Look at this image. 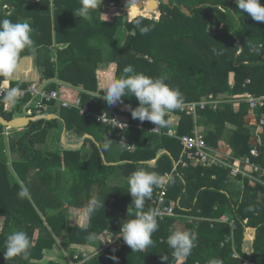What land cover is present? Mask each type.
<instances>
[{
  "label": "trees",
  "instance_id": "trees-1",
  "mask_svg": "<svg viewBox=\"0 0 264 264\" xmlns=\"http://www.w3.org/2000/svg\"><path fill=\"white\" fill-rule=\"evenodd\" d=\"M109 1L119 6L123 0ZM50 3V0H39V3L32 4V0H25V17L32 20L35 47L48 49L52 45L53 30L58 44L68 42L65 49L57 52V63L60 68L57 76L63 82L75 86L74 80L77 79L85 84L81 74L86 75L88 72H95L100 66L107 68L109 64H115L116 77L122 75L123 69L128 65L133 67L134 72L150 77L166 74L169 77L166 83L180 90L184 103L200 101L210 94L215 97L225 95L228 98H234L246 92L252 96L264 94V55L254 52L259 44H264V23L254 21L246 12L238 9L234 0H169L168 5L160 3L158 21H152L143 16H138L132 21H123L122 17L116 16L110 22L101 18L102 4L91 12L90 20H85L77 17L74 12L80 7V0H52L53 18L49 10L45 15L39 11L40 7L49 6ZM260 3L264 6V0H260ZM22 4L21 0H17L14 5L17 16L22 14ZM180 6L189 9L191 16L181 13ZM236 13L237 15L234 16L233 14ZM137 20L142 22V26L150 27L147 34L140 33L136 25ZM125 30L129 34L121 43L118 41L119 34H123ZM104 44L108 45L107 50L103 48ZM240 47L242 51L236 55ZM213 49L222 54L214 53ZM103 50L106 51L105 54ZM50 71H54L53 65H47L45 68L47 78L52 76L46 74ZM230 73H234V82L231 87L228 80ZM247 79L250 81L248 85L245 84ZM83 99L82 106L87 104L88 108L96 109L99 100L90 102L86 96H83ZM122 99L124 103L132 107L138 106V101L130 93ZM245 106L248 108L246 104L240 103V108L233 111L232 104H227L220 106L216 111L206 109L197 112V123L208 128L205 141L210 148H217L219 141L224 137L225 124L228 123L235 127V130L228 135V144L233 151L232 156L242 158L249 154L251 135L245 126ZM256 112L258 119L264 117V107ZM0 116L7 120L12 119L2 111L1 107ZM74 117L75 127L70 124L68 127L74 128L76 133L96 125L95 121H90L88 118ZM192 122L191 117L183 115L177 130L178 136L184 135L185 129L189 131L193 126ZM150 123L143 122L145 125ZM50 126L48 121L32 122L22 132L9 139L10 152L14 153L17 160L26 162V164H19L18 168L44 166V163L37 162L40 152L33 142L35 140L42 144ZM168 128L169 125L163 127V130L166 132ZM2 130L3 127L0 125V135ZM145 136L142 144L147 143V148L151 149L148 152L150 156L157 150H167L176 159L181 153V147L175 139L153 134ZM153 144H155L154 148H152ZM138 151L130 157L132 161L147 160L148 157L144 159L139 157ZM259 152V156L252 158V161L264 167V148H259ZM54 156H56L55 153L49 156L43 155V159L49 157L52 162ZM167 164H170V158L164 155L158 161L154 171L162 174L166 171ZM180 172L182 180L178 179L173 183V187H169V196L174 199L180 197L182 206L189 208L190 212L178 209L175 211L176 214L216 218L227 210L235 209L234 220L237 229L234 239L237 252L242 258H232L231 244L220 246L221 242L230 236L228 225L217 223L210 228L208 222H192L180 230L191 231L197 237L191 255L183 264H207V261L213 257L222 259L223 264H244V261L251 264H264V187L256 185L250 188L245 181L244 193L239 202V193L228 192L229 179L226 169L197 167ZM18 174L21 176L20 172ZM212 175L215 176L214 180L211 178ZM5 179V166L0 163V215L7 216L10 211L17 213L19 219L16 221L18 225L16 227L17 230H22L25 228L27 208L31 205L27 199L17 198L19 184L15 183L8 190ZM5 202H8V205H5ZM109 204L100 211L99 221L91 222L87 230L79 231L83 233V238L97 237L103 231L119 233L121 224L127 218L117 219V217L121 213H126L130 199L120 196L115 198L114 203ZM166 205H168L167 202ZM215 206L217 210H214ZM109 207L110 213L107 212ZM198 209H201L200 212L196 211ZM30 215L33 217L38 215L35 208L32 207ZM245 219H250L251 226L257 228L249 253L244 250L249 244L243 238ZM177 220L182 219L159 218V228L152 236L154 246L148 247L145 251L133 252L129 246L122 245L117 255L108 249L102 255L91 258L86 264H104L109 258L115 261L113 259L115 256L119 257V261L112 264H175L172 249L166 240L171 231H176L174 224ZM30 222L37 224L34 219H30ZM115 222H117L116 226H114ZM39 223L42 224V221L40 220ZM6 230L5 225L4 232L0 233V264H17V257L6 261L1 251L8 236L5 233ZM76 231V229H69L70 244L78 241ZM80 241L82 242L81 239ZM121 242L124 244L123 240ZM162 256H168V261H162Z\"/></svg>",
  "mask_w": 264,
  "mask_h": 264
},
{
  "label": "crops",
  "instance_id": "crops-1",
  "mask_svg": "<svg viewBox=\"0 0 264 264\" xmlns=\"http://www.w3.org/2000/svg\"><path fill=\"white\" fill-rule=\"evenodd\" d=\"M22 1V14L17 16L15 14V4L17 0H0V19H10L13 22L17 21H26L30 25L32 24V20L30 18L25 17V0ZM49 6L40 7L39 11L42 14H46L48 12L52 15L54 12V6L52 0H50ZM39 3V0H32V4ZM110 3V2H109ZM104 3H102L103 9ZM114 5V4H111ZM116 5H114L115 7ZM45 12V13H44ZM102 18V16H101ZM105 21H112L106 20ZM33 31H32V39H33ZM34 46V45H33ZM68 46V42L64 41L63 43L58 44L55 41L54 37V30L52 35V45L48 47V49H41L40 47H35V56L34 58H26L30 57L31 53L28 49H25L23 53H21V59L19 62V67L14 74L13 77L9 79L0 78V85H9L18 88H26L31 83H43L48 86L49 89H56L61 94L63 100L73 102L76 98L80 100L82 105L83 96L88 97L89 101L99 100L96 109H90L95 114L106 113L109 116L113 113H117L121 119H125L130 121L132 124L136 125L139 120L131 118V114L129 111L126 110L125 105L126 103H117L115 106H109L106 101L102 100V96L104 95L103 89L106 87L107 83L114 77H116V70L117 67L115 64H109L107 68L100 66L97 68L95 72H88L86 75L81 74L85 80L84 83H80L77 79L74 80L75 86L66 82H63L58 79V69H60L57 63V52L58 50L65 49ZM105 50H107L108 45H102ZM103 50V54L106 51ZM242 51V48L237 51L236 55H239ZM256 53H262L254 50ZM145 58V57H144ZM264 59V57H263ZM151 61V59H147ZM47 65H53L54 71H50L46 74L52 75L48 76L45 75V68ZM229 85L230 87L233 85L234 82V73L229 74ZM249 80H245V84H249ZM249 95V92H246ZM245 94V93H243ZM241 94V95H243ZM240 96V95H239ZM255 96V95H253ZM223 100V103H220L217 106V109L220 106L232 104L233 111H237L240 108L241 104H248L245 101L234 100L235 98H228L225 95L218 96ZM255 97H264V94L261 96ZM206 99L203 98L202 100ZM200 100V101H202ZM196 102V101H194ZM188 103V102H185ZM87 107L89 105L84 104ZM264 107V106H263ZM135 108V107H133ZM212 111H216L217 109L213 110L210 107L206 108ZM205 109V110H206ZM246 114L244 116L245 126L250 132V150L252 148H257L259 152V148H264V124L260 125V121H264V117L262 116L258 119V114L256 110L260 108H256L250 110L245 106ZM262 109V107H261ZM3 111V110H2ZM75 111V112H74ZM203 111V110H202ZM4 112V111H3ZM5 113V112H4ZM171 117L175 118V122L171 121L170 116L166 117L171 122L169 124V128H175L176 132L178 127L181 124V117L186 116L180 110L176 109L173 112ZM7 114V113H5ZM78 116L79 118H88L90 121L96 122L94 127L88 128V130L83 132H75L74 128H69L68 125H72L75 127V117ZM23 116H17L16 118H21ZM190 118V116H187ZM4 118V117H3ZM24 118V117H23ZM27 118V117H25ZM193 122L192 128L187 131L185 129L184 135H190L195 129L200 131L204 136L208 131V128L205 126H200L197 123L198 116L191 117ZM15 119V118H12ZM33 119V118H32ZM7 120V119H6ZM9 121V120H8ZM39 121V120H37ZM43 121H48L51 123H55L59 121L60 127H63V136L58 141H53L51 145L48 147L49 143V135L48 133L44 137V141L41 146H38V151L40 155L37 156V162L44 163V166H34V167H24L18 168L15 170L17 171V177L20 179L24 178V184L29 188L31 193V199H27L30 203V208H27V212L25 214V228L22 230L27 233L31 245L28 250V257L25 259L23 256H18L17 264H86L90 261V259L94 258L95 256L102 255L98 253L100 249H103L104 239L103 236L108 231L101 232L95 238H87L85 236L83 238V233L79 231L87 230L90 226L91 222H97L100 218V211L105 209L110 205L109 203H114L115 198L117 199L120 196H124L130 199V204L127 206L126 213L119 214L120 216L117 217L121 219L128 218V208L132 204V197L130 193H128V184H127V177L137 169H145L147 171H154V169L158 166V161L164 156L167 155L170 158V164H167L166 171L162 174H159L163 177L166 174L172 173L170 181L168 183V190H167V204L168 206H172L174 211L180 209L185 212H190V209L187 207H183L181 204V198L177 197L176 199L170 198L169 194V187H173V183L178 179L182 180L181 170H185L188 168H204L199 164L192 163L186 168H178L176 172H172L174 169L175 162L179 159V156L175 159L170 152L167 150H157L153 155L150 156L148 152L151 149L147 148V143L142 144V139L146 138V134H153L148 133L146 130H141L136 127L130 130H115L108 126H103L99 124L94 116L86 117L81 115L78 110L76 109H67L60 107L58 105H54L50 108L49 114L47 119ZM88 121V123L90 122ZM208 121V120H207ZM36 122V120L31 121ZM28 125V126H29ZM52 125V124H51ZM145 125V124H144ZM153 124L150 123L149 125H145V127H151ZM27 126V127H28ZM11 129L9 127H4L0 137H4L5 139L3 142L6 143L4 146L0 144V153L1 155H6L8 157L9 153L7 150L9 149V139L14 137L11 132L20 133L22 130L26 129ZM187 126H185L186 128ZM11 129V130H8ZM161 129V134H153L157 136H164L169 137L166 135V132ZM5 130H8L10 133L8 136L4 135ZM20 130V131H18ZM235 130V127L231 124H225V133L222 140L219 141L217 148L218 152L222 155L232 156V149L228 144V135ZM178 134V132H177ZM143 135V136H142ZM106 138L113 143H111L110 147L107 149L104 148V144L106 143ZM172 138V137H169ZM262 142V145H258V139ZM176 141L179 140L177 138H172ZM124 142L127 147L121 146L119 143ZM58 145H57V144ZM60 145V146H59ZM180 145V143H179ZM42 146H46L43 148ZM48 147V148H47ZM155 147L153 144L152 148ZM181 147V146H180ZM40 148V149H39ZM105 149V152H104ZM142 151H138V150ZM59 150V153L57 152ZM139 157L146 158L147 160H138L132 161L133 159L130 158L133 154L137 153ZM250 152V151H249ZM55 153L53 161L51 162V158L43 159V155L49 156V154ZM260 154V152H259ZM59 156V158H58ZM259 156V155H258ZM257 156V157H258ZM66 157V160H65ZM256 157V158H257ZM235 158V157H233ZM26 164L25 160H18L19 164ZM3 164V163H1ZM259 165V164H258ZM5 166V165H4ZM260 166V165H259ZM214 167V166H213ZM261 167V166H260ZM5 166V184L6 188H9L18 183L17 181L9 182L8 178L10 177L9 171L6 169ZM169 168V169H168ZM218 168V167H216ZM264 168V167H262ZM222 169V168H218ZM21 173V176L18 173ZM212 180L215 179V176H211ZM229 191L230 193H239L238 200L239 202L242 200V196L244 193V186L246 179L237 178L232 179L229 177ZM247 186L250 188H254L255 185H251L247 181ZM155 188V187H154ZM225 193V191H221ZM171 194H174L171 192ZM93 198H98L101 202H104V207H100L99 209L89 212L88 211V204L89 201ZM149 200V199H147ZM146 200L145 202V211L149 208L156 209V205H154L150 200L149 203ZM5 205H8V202H5ZM32 207L35 208L38 215L33 217L30 215V211ZM236 208V207H235ZM237 209V208H236ZM111 210V208H107V212ZM201 209L196 210L200 212ZM214 210H217V207H214ZM10 211V209H9ZM13 212V211H12ZM109 214V213H108ZM118 215V214H117ZM185 215L192 216L189 214H183L181 219L177 220L174 224L176 230H181L182 227H185L186 224H192V222H210V220H216L222 216L228 217L229 219H234L235 217V209L234 211L227 210L225 213L220 215L219 217H205L199 215L197 218H201L198 220L189 221ZM116 216V215H114ZM7 217V218H6ZM132 218V217H129ZM179 219L178 217H176ZM175 218V219H176ZM196 218V217H195ZM19 219L17 213L11 211L7 216L0 215V233H3L4 227L6 225L7 230L5 231L6 234H10L13 231H17L16 221ZM30 219H34L37 224L31 223ZM42 221V224L39 221ZM186 221V222H185ZM246 224H243V228H251L254 230V239L257 233V228L255 226H251V220L245 219ZM243 221V223H244ZM217 224V223H215ZM214 224V225H215ZM222 224V223H218ZM210 225V223H209ZM213 225V226H214ZM18 226V225H17ZM10 228V229H9ZM211 228V227H210ZM213 228V227H212ZM69 229H76V237L78 241L74 243H69ZM58 231V232H57ZM57 232V233H56ZM110 233V232H108ZM115 233V232H114ZM236 230L234 232V235ZM117 234V233H115ZM244 241L249 243L247 247H245V251L247 253L250 252L251 244L254 241H248L243 232ZM82 240V242L80 241ZM85 240V241H84ZM84 241V242H83ZM235 241V239H234ZM123 244L121 242V247ZM236 247V244H235ZM233 249V247H232ZM237 249V247H236ZM96 250L97 253H96ZM1 251H4V247L1 248ZM92 252V253H91ZM95 252V253H93ZM90 254V255H89ZM32 255V256H31ZM87 255H89L87 257ZM104 255V254H103ZM111 256V255H110ZM76 257V258H75ZM81 257V258H80ZM116 263L112 259H107L104 264H112ZM244 264H251L247 261H244Z\"/></svg>",
  "mask_w": 264,
  "mask_h": 264
},
{
  "label": "clouds",
  "instance_id": "clouds-1",
  "mask_svg": "<svg viewBox=\"0 0 264 264\" xmlns=\"http://www.w3.org/2000/svg\"><path fill=\"white\" fill-rule=\"evenodd\" d=\"M102 2L103 0H80V7L74 11L75 15L90 20L91 12L99 8ZM234 2L238 9L246 12L254 21L264 23V6L261 5L260 0H234ZM218 7L222 6L218 5ZM136 25L142 35L150 31V27L142 26L139 20L136 21ZM32 31L31 25L26 21L13 22L10 19H0V78L9 79L14 76L19 67L21 53L25 49L31 53V56L26 58H34L36 50L33 46ZM213 52L222 54V52H216V49H213ZM168 79L166 74L150 77L134 72L133 67L128 65L123 69L122 75L112 78L107 83L101 98L109 106H115L117 103L122 104V98L130 93L138 101V106L135 108L130 104L125 105L131 117L140 122L149 121L156 125V128H163L171 122L166 117L184 103L182 93L178 88L166 83ZM20 94L21 90L18 87L11 88L3 99L5 102L15 103ZM111 143L113 142L106 138L104 148L110 147ZM119 144L127 147L124 142ZM161 182L162 178L157 172L142 168L133 171L127 177L128 193L132 197V204L128 208V218L120 226L119 237L133 252H142L154 246L152 236L159 228L157 219L159 211L154 208H149L147 211L144 209L146 200L151 198L153 188L160 186ZM18 184L17 198L31 199L29 188L24 182L18 181ZM100 207H104V202L93 198L89 201L88 211L93 212ZM196 238V234L191 231H171L167 237V243L172 249V256L178 259L190 256ZM30 245L31 241L26 232L13 231L4 241L3 257L6 261L18 256L27 259ZM161 260L167 262L168 256H162ZM207 264H223V260L213 257L207 261Z\"/></svg>",
  "mask_w": 264,
  "mask_h": 264
},
{
  "label": "built area",
  "instance_id": "built-area-1",
  "mask_svg": "<svg viewBox=\"0 0 264 264\" xmlns=\"http://www.w3.org/2000/svg\"><path fill=\"white\" fill-rule=\"evenodd\" d=\"M262 50H264V44H259L257 46V51L261 52ZM11 88L17 87L3 84L0 85V107L5 113L12 112L14 110L16 113L20 112L19 116H23L24 118H33V120L36 121L44 120L47 119L50 108L54 105H58L67 109H76L81 115L86 117L94 116L99 124L111 127L115 130H130L136 127L141 130H146L148 133L161 134V129L156 128L157 126L154 124L149 128L145 127L143 122L140 121L134 125L128 120L121 119L117 113H113L110 116L106 113L95 114L90 111L87 106H82L78 98H76L73 102L65 101L58 90L49 89L48 86L43 83L35 82L29 84L26 88H19L21 90V94L16 102H5L3 98ZM234 98L236 100L238 99L240 101H245L248 104L250 110L264 106V97H255L245 93ZM220 103H223V100L220 97H215L213 94H210L202 101L183 103L178 110H180L186 116L194 118L196 117L197 112L205 110L208 107L215 110ZM171 115H173V113L169 115L171 121L175 122V118L171 117ZM113 120H115L117 123ZM263 124L264 121L261 120L260 125ZM120 125H124L125 127ZM9 134L10 133L8 130H5L4 135L8 136ZM166 135L172 138H177L181 146L179 159L175 162L172 172H176L178 168H186L192 163L199 164L204 168H211L214 166L226 169L228 171L229 177L232 179L243 178L246 179L251 185H260L264 187V168L252 161V158H256L259 155L257 148H252L249 154L245 157L233 158L231 156L222 155L217 150L210 148L205 141V136L197 129H195L190 135L178 136L176 129L170 128L166 131ZM257 139V144L259 146L262 145L260 139ZM171 176L172 173L161 177V185L153 188L151 198L149 199L154 205H156V209L159 211V216L157 219L183 217L177 215L172 206L166 205L168 190L167 186ZM108 212L110 213L111 210ZM185 217L189 221L201 219L188 215H185ZM209 223L211 228L215 223H222L229 226L230 236L221 242L220 246L223 247L228 243L231 244L233 247L232 258L242 259L235 247L234 232L237 229L235 220L222 216L216 220H210ZM246 223L247 222L244 221L243 224ZM116 225L117 222L114 223V226ZM244 235L248 241H253L254 230L245 227ZM106 236V239H104L103 249H100L98 253L102 254L105 250L109 249L112 251V253L117 255L121 249V241L123 239L119 237V233L113 234L110 232ZM174 258L176 261L175 264H183L186 260V258ZM114 260L115 262H118L119 257L115 256Z\"/></svg>",
  "mask_w": 264,
  "mask_h": 264
},
{
  "label": "rangeland",
  "instance_id": "rangeland-1",
  "mask_svg": "<svg viewBox=\"0 0 264 264\" xmlns=\"http://www.w3.org/2000/svg\"><path fill=\"white\" fill-rule=\"evenodd\" d=\"M110 1L109 0H103L102 3H104L103 5V9H102V12H101V16L102 18L106 19V20H112L113 17H116V16H120L122 17L123 21H129L128 19V11L126 8H124L121 3L119 6H115L114 5H111L112 3H109ZM145 11H142V13L139 15V16H143L144 18H147V19H151L152 21H157L159 19V12L158 11H152V12H148L146 13H143ZM129 33H127V31L125 30V32L123 34H119V40L118 41H121L124 42V40L126 39L127 35ZM20 112H15L14 110L12 112H8L7 115L10 116L11 118H16L18 115H19ZM52 125L50 127H48L47 129V133L49 135V143H48V147L51 145V143L53 141H58L59 143V139H61V137L63 136V127L61 128L60 127V122L57 121L55 123H51ZM4 129V127H3ZM22 129V128H21ZM11 130V129H9ZM20 131V130H18ZM23 131V130H22ZM12 135L16 136L18 133H15V132H11ZM5 138L3 137H0V144H3L4 143V146L6 145L5 142H3ZM33 144L35 145L36 148H38V146H41V142H38V141H35L33 142ZM57 144V143H56ZM58 145V144H57ZM60 146V145H59ZM43 148H45L46 146H42ZM47 147V148H48ZM40 149V148H39ZM7 152L9 153L8 157L6 155H1L0 153V163H3L7 168V170L9 171V174H10V177L8 178L9 182H14V181H23L24 182V178L23 179H20L17 177V171L15 172V170L18 169V160L15 158V155L14 153H11L10 150H7ZM57 152L59 153V150H57ZM104 152H105V149H104ZM34 167V165H33ZM180 228H184V227H180ZM183 231H187L186 229H184ZM109 233H106L105 236H103V238L106 239V235H108ZM98 250H96V253H97ZM92 253V252H91ZM95 253V252H93ZM90 255V254H89ZM87 255V257L89 256Z\"/></svg>",
  "mask_w": 264,
  "mask_h": 264
},
{
  "label": "water",
  "instance_id": "water-1",
  "mask_svg": "<svg viewBox=\"0 0 264 264\" xmlns=\"http://www.w3.org/2000/svg\"><path fill=\"white\" fill-rule=\"evenodd\" d=\"M160 3L168 5L169 0H123L121 2V5L128 10L131 9L133 5H135L139 10H142L144 8L148 9L150 4L151 6L153 4L151 9L153 11H158ZM180 10H181V13L185 14L186 16H191V11L187 9L185 6H180ZM128 17L130 18L129 13H128ZM132 20H129V21H132ZM31 121H34V120L32 118H23V117L11 119L8 121L2 116H0V125L2 127H9L11 129H21V128L23 129L27 127Z\"/></svg>",
  "mask_w": 264,
  "mask_h": 264
},
{
  "label": "bare ground",
  "instance_id": "bare-ground-1",
  "mask_svg": "<svg viewBox=\"0 0 264 264\" xmlns=\"http://www.w3.org/2000/svg\"><path fill=\"white\" fill-rule=\"evenodd\" d=\"M153 6V4H152ZM151 4L150 6L148 7V9L144 8L142 10H139L135 5L132 6L131 9H129L128 13L130 14V18L128 17L129 20H132L134 19L136 16L140 15L142 13V11H145L146 13L148 12H152L153 10L151 9L152 8ZM148 11V12H147ZM143 12V13H145ZM145 13V15H146ZM149 14V13H148Z\"/></svg>",
  "mask_w": 264,
  "mask_h": 264
}]
</instances>
